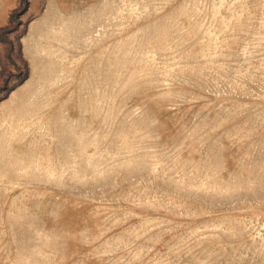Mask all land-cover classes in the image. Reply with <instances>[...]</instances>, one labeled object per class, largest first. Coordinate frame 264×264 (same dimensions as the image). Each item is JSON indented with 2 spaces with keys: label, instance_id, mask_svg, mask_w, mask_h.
Returning <instances> with one entry per match:
<instances>
[{
  "label": "rangeland",
  "instance_id": "1",
  "mask_svg": "<svg viewBox=\"0 0 264 264\" xmlns=\"http://www.w3.org/2000/svg\"><path fill=\"white\" fill-rule=\"evenodd\" d=\"M0 264H264V0H0Z\"/></svg>",
  "mask_w": 264,
  "mask_h": 264
}]
</instances>
